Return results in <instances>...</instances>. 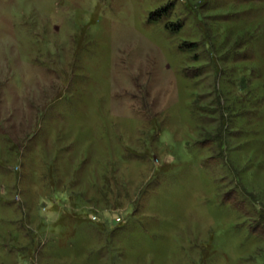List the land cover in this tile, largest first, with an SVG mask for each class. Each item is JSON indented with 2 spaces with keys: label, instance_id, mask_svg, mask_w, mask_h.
<instances>
[{
  "label": "rangeland",
  "instance_id": "obj_1",
  "mask_svg": "<svg viewBox=\"0 0 264 264\" xmlns=\"http://www.w3.org/2000/svg\"><path fill=\"white\" fill-rule=\"evenodd\" d=\"M0 264H264V0H0Z\"/></svg>",
  "mask_w": 264,
  "mask_h": 264
},
{
  "label": "trees",
  "instance_id": "obj_2",
  "mask_svg": "<svg viewBox=\"0 0 264 264\" xmlns=\"http://www.w3.org/2000/svg\"><path fill=\"white\" fill-rule=\"evenodd\" d=\"M169 6H170L169 4L164 5L160 8H157V9L151 11L147 16V20L148 21L160 20L161 18H163L168 13ZM163 27L170 32H175L179 29L180 23L179 22H177V23L165 22L163 24ZM179 48H181V46H179Z\"/></svg>",
  "mask_w": 264,
  "mask_h": 264
}]
</instances>
